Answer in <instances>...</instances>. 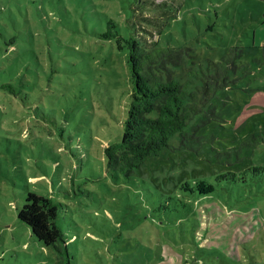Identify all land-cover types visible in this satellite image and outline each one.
Instances as JSON below:
<instances>
[{"label": "rangeland", "instance_id": "rangeland-1", "mask_svg": "<svg viewBox=\"0 0 264 264\" xmlns=\"http://www.w3.org/2000/svg\"><path fill=\"white\" fill-rule=\"evenodd\" d=\"M178 1L182 10L194 6L200 24L189 13L183 21L168 18L165 26L154 27L161 43L191 46L203 65L220 62L228 80L216 90L205 125L203 116H195L184 139L171 138L134 181L116 185L103 177L100 141L115 130L108 111L118 118L121 107L116 98L108 101L114 97L110 91H100L107 86L119 97L127 70L121 52L96 35L105 31L107 16L119 20L129 0H0V54L13 39L25 66L64 68L100 81L81 105L72 107L69 99L61 111H46L54 122L48 126L32 114L24 127L9 130L15 113L0 95V264H57L55 253L17 218L26 194L45 195L49 184L53 199L71 213L65 225L76 235L71 264H264V186L237 191L232 179L218 177L264 164V0ZM41 99L44 108L52 106L51 93ZM64 113L68 118L62 121ZM22 129L29 138L17 135ZM36 176L42 177L33 185L28 178ZM194 181L211 184L214 200L236 209V217L258 209L260 230L253 240L244 230L241 239H231L235 229L223 220L216 226L211 219L198 232L207 214L190 196L186 206L181 203L184 185L193 187ZM178 187L179 196L170 201L160 195ZM223 238L232 254L220 246Z\"/></svg>", "mask_w": 264, "mask_h": 264}, {"label": "trees", "instance_id": "trees-1", "mask_svg": "<svg viewBox=\"0 0 264 264\" xmlns=\"http://www.w3.org/2000/svg\"><path fill=\"white\" fill-rule=\"evenodd\" d=\"M132 1L129 0V5L124 6L123 13L122 11L119 13V20L107 16L105 31L96 35L98 40L108 43L109 49L116 48L121 52L127 70V84L125 86L124 82V89L121 90L119 97L115 95L114 89L107 86L100 91L101 93L110 91L114 97L108 101L113 102L116 98L121 107L118 109L120 111L118 118L112 111L107 110L116 121V126L114 131H110L108 138L102 135L100 141L104 161L103 177L116 185L134 181L135 173L147 165V160L169 147L171 138L178 135L184 139L186 134L184 129L195 116H203L205 119L201 124L205 125L214 113V107L210 102L216 90L225 86L228 80V69L220 62L209 60L208 64L203 65L196 58L191 46L179 42L173 45L169 42L162 44L159 32L154 28L165 26L168 18L183 21L188 13L193 15L195 25L200 24L194 6L182 10L178 0ZM142 23L147 27H143ZM4 47V53L0 54V95L3 99H9L8 106L15 113L10 116L13 127L9 130L24 127L27 115L32 114L43 126L53 124L54 122L48 119L50 115L46 111H61L63 106L69 103V99L75 101L72 107L81 105L91 87L97 86L100 82L96 80L95 75L87 73L81 75L77 72L64 71V68L48 70L41 68L40 65L25 66L21 52L14 45L13 39L6 40ZM50 93L53 97L52 106L44 108L45 103L40 104L41 96L47 97ZM22 108L28 110V113H21ZM61 118L65 121L68 114L64 113ZM58 130L62 132L61 129ZM17 135L29 138L25 129ZM253 139L256 140L254 137ZM40 177L42 176L28 179L35 185ZM218 177L232 179L237 191H249L255 183L257 186H264V164L245 166L243 169ZM67 179L68 183H73V177ZM184 186L186 190L181 194L185 198L181 202L182 206H186L188 204L186 201L193 199L195 204L201 206V213L207 214V218L204 216L206 227L198 229V232H205L212 220H216V226L220 225L221 220L232 225L235 231L231 239L234 237L241 239L242 235H247L250 241L253 240L256 231L260 230L258 209L250 208L248 210H252L248 216L236 217L234 216L236 209H232L224 201L214 200L212 196L214 189L211 184L194 181L193 187ZM179 189L180 187L171 194L160 195L170 201L173 196H179L175 192ZM221 189L227 191L226 187ZM169 206L167 202V210H170ZM227 207H230L229 210ZM189 211L186 213L189 214ZM70 214L69 210L62 209L61 204L53 199V187L49 184L45 195L36 192L26 194L17 218L42 247L55 253L57 264H71L70 246L76 242V235L70 232V226H65L71 224ZM242 230L245 234H242ZM231 232L232 229L228 233ZM220 246L232 254L229 240L223 238Z\"/></svg>", "mask_w": 264, "mask_h": 264}]
</instances>
